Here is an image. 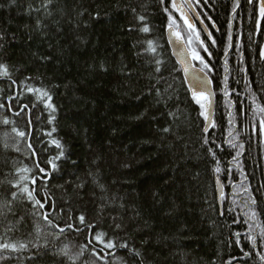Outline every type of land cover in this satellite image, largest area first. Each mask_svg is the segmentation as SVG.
Returning a JSON list of instances; mask_svg holds the SVG:
<instances>
[{"label":"trees","instance_id":"obj_1","mask_svg":"<svg viewBox=\"0 0 264 264\" xmlns=\"http://www.w3.org/2000/svg\"><path fill=\"white\" fill-rule=\"evenodd\" d=\"M45 2L0 0V65L9 73L0 74V104L5 105L0 121H15L0 123V200L11 199L15 191L9 183L18 178L15 169L33 167L26 142L11 131L15 126L31 133L37 159L51 172L46 180L35 169L30 175L37 176L38 198L47 194L54 202L56 221L77 224L75 218L83 214L87 223L96 224L92 231L102 230L140 253L115 249L121 261L108 256L107 264H264L257 255L264 254V241L257 236L253 250L246 239L241 203L247 198L242 188H250L264 224V133L259 131L264 118L259 112L264 108V18L259 0H200L196 9L209 33L200 28L193 32L179 13H172L187 45L191 38L190 47L208 65L204 71L216 95L215 127L208 132L203 110L171 54L164 11L169 0H52L47 9ZM137 14L147 17L149 33L138 31ZM147 39L158 45L155 54L144 51ZM157 59L163 61L160 72L155 71ZM194 65L203 67L199 61ZM29 87L52 96L56 111L51 124L50 110ZM25 104L31 126L28 110L13 115ZM52 139L60 141L64 152L55 160V171L45 163L61 151ZM15 141L20 152L12 147ZM216 178L225 188L222 206ZM12 205L16 216L0 222V243L27 246L0 249V264H72L64 246L75 256L91 238L80 225V232L66 230L55 240L57 229L41 221L37 231L29 221L30 203L17 199ZM21 216L24 223L6 231L5 225L16 224ZM235 233L241 234L239 243ZM90 249L75 264H92Z\"/></svg>","mask_w":264,"mask_h":264},{"label":"snow or ice","instance_id":"obj_2","mask_svg":"<svg viewBox=\"0 0 264 264\" xmlns=\"http://www.w3.org/2000/svg\"><path fill=\"white\" fill-rule=\"evenodd\" d=\"M250 3H252V0H249ZM52 3V0H46V2L42 5L43 8L47 9L48 6ZM161 4L165 3V0H160ZM200 0H196V4H199ZM205 3H207V0H205ZM170 8L165 7L164 11L168 13V30L172 35L176 37L177 40L183 41L184 37L182 33L178 30L179 25L177 23L176 18L173 16V12L179 13V18L183 21V23L191 29L193 32H195V26L189 22V13L193 11V0H169ZM171 9V10H170ZM35 11H39V9H35ZM235 11V9H234ZM133 13H136L135 8L132 9ZM259 13L260 17L264 18V0H260L259 5ZM137 20L141 23V27H139L138 31L142 33H149L151 31L149 25L147 24V17L144 15H136ZM132 29L129 28V31ZM197 40H199V34L196 35ZM0 39H3V36L0 35ZM147 47L144 49L145 52L155 54L157 52L158 45L155 41L151 39H147L145 41ZM203 42L201 41V44ZM213 43H215L213 41ZM191 45V38L188 40V46L182 47L176 55L179 58V62L184 65L183 71L186 74V76H190V79L188 80L189 84V91L191 93L192 99L196 102V104L199 105V107L203 110L201 112V115L204 116L205 120L207 121V124L205 125L204 131L207 132L210 127H215V123L210 119V109H211V92L207 90L206 84L210 83V81H206L201 78L199 73L204 72L205 68H208L207 63L204 61L203 57L200 56L199 52L195 49L190 47ZM207 51V49H204ZM190 56V60L188 57ZM199 61L200 64L203 65L202 68L199 70H194L193 66L191 64V61ZM157 67L155 69L156 72H160V65L163 63V61L157 59L155 61ZM0 74H3L5 76L9 75L8 69L5 65H0ZM30 79V78H29ZM15 83V81H13ZM155 87V85H153ZM29 92H36L39 93L38 99L42 100L44 102V106L46 109L50 110V116L48 123H52L55 120V116L52 115L56 111V107L54 104L51 103L52 96L50 95L49 91L42 88H31L29 87L27 89ZM157 96L161 95L160 89H156ZM225 95H228L227 92H225ZM10 99L14 100L15 97H10ZM4 104H0V108H4ZM12 105H8L9 111L12 110ZM25 110H28V120L27 123L29 126L32 124L31 119V110L28 109V105H22L19 107L18 111H15L13 115L20 116L21 113L25 112ZM260 113H264V108H259ZM170 116H175V113H169ZM0 123L4 125L15 124V121L9 120L7 117H4ZM11 131L15 133L16 137H19L21 140H24L26 142L27 149L29 150V157L33 159V167L29 168L27 165H23L21 167H18L15 169V172L17 174V180L15 183H11V187L15 189V191H12L10 193L11 199L5 198L4 200H0V222L7 221L9 215L15 217L16 212L13 208L12 202L16 201L17 199L26 200L28 203L32 205V211L28 213L29 221H34L37 226V231L40 230V222H43L44 227H47L49 229H57L58 231L53 232V238L55 240L60 239V235L64 234L66 230L73 231V232H80L81 228L80 225H83L86 229L89 230V236L91 237L88 239L86 244H83L80 246V251L75 256L69 255V248L67 245L64 246L62 249V252L65 256L68 257L70 261H72V264H75V260L78 259L80 256L84 255V252L86 250H89V246L91 245V256L94 257V260L92 264H97V261H105V264H107V257L113 256L116 257L115 249H127L130 253L133 255L139 256L140 253L138 250L134 248H130L129 244L126 241L123 242H117L116 240L110 238L108 236V233L104 231H92L96 228V224L87 223L86 218L83 214L76 217L75 219L78 221L77 224L69 223L67 221L64 222V225L61 226L56 219L52 216V212L55 210L54 202H51V197L45 194L43 197L38 198L37 196V189L34 187L37 183V176L30 175V173L33 172V169H35L38 173L42 174L39 179L46 180L47 178H50L51 172H49L45 167L41 166V163L39 159H37V149L33 147V144L31 141V133L25 132L23 130L17 129L15 126L12 127ZM56 129L53 128L51 131L47 133L49 137L52 136V133L55 132ZM163 131L168 132L169 129L165 128ZM259 131L261 133H264V118H262L259 121ZM7 136V133L5 134ZM229 135L231 136L232 133L230 132ZM203 143L205 145H208L210 141L205 137L203 140ZM51 144H53L56 148L61 149V151L58 153V155L53 159H48L45 161L47 165L51 166V170L55 171L57 170V164L55 163V160H59L61 157H63L64 152L62 150V145L60 141L56 139L51 140ZM228 144L236 148L237 145L232 141L229 140ZM9 145L7 143L4 144V148L7 149ZM12 147L15 149L16 152H20L19 148V141H15V143L12 145ZM240 148H243V145H239ZM209 153H211L213 159L216 158L215 150L212 147H209L207 149ZM241 153L238 151L236 153V156L233 157L235 160L237 157H239ZM215 171L219 173L221 171L219 167V161H217V167L215 168ZM30 184L32 187H30ZM83 185H80L82 187ZM102 187V186H101ZM242 191L246 194L247 198L242 200V210L243 215L247 217V219L244 221L248 225L249 232L246 235V239L251 242L253 250L256 248L257 245V236H259L261 241H264V224H261L259 222V212L256 210L254 206L257 205V201L254 196L251 195V189L248 187L242 188ZM246 209V210H245ZM63 211L62 209L60 210ZM231 211V209H230ZM116 218L113 217V220ZM238 222V221H237ZM24 223V217L21 216L17 219L16 224L8 223L5 225L6 231H13L15 227L18 224ZM115 229H120V224L114 225ZM256 229H259V232H256ZM237 236V243H239V237L240 233H235ZM96 245H102L99 250L97 249ZM27 245L21 243L19 245L15 243H0V249L2 250H12L16 251L22 248H25ZM46 246V245H45ZM108 250V251H106ZM251 252H245L244 256H250ZM259 255V259L264 262V254L257 253ZM117 261H121L122 258L116 257ZM235 259V258H233ZM87 264V262H85ZM227 264H232V261H227Z\"/></svg>","mask_w":264,"mask_h":264},{"label":"water","instance_id":"obj_3","mask_svg":"<svg viewBox=\"0 0 264 264\" xmlns=\"http://www.w3.org/2000/svg\"><path fill=\"white\" fill-rule=\"evenodd\" d=\"M259 5H260V0H259ZM192 13L198 19V21H200L199 18H198L197 13L194 11V8H193ZM202 28L205 30L206 33H209L207 31V27L204 24H202ZM167 39H168V43H169V47H170V50H171L172 57L175 59V61L177 62V64L180 66V68H181V70H182V72H183L186 80L188 81L190 79V76H186V74L183 71L184 65H182L179 62V58L176 55V53L182 47H187L188 45L185 42V39H183V41L177 40L176 37L170 33L169 30H167ZM262 57H264V46H263V49H262ZM188 59L189 60L191 59L190 56L188 57ZM194 61L195 60L191 61V64L193 66V69L194 70H199L200 68H198V67H196L194 65ZM199 75L201 76L202 79H204L206 81H210V83L206 84V88H207L208 91L211 92V97H210V99H211L210 119L213 121L214 112H215V106H216V95H215V92L213 90L212 81H211V78L208 75V73H206L205 71L199 73ZM206 124H207V121H206ZM209 129H208V131H209ZM216 189H217V195H218L219 205L222 206V198L224 196L225 188H224V186H223V184H222V182H221V180L219 178H216Z\"/></svg>","mask_w":264,"mask_h":264},{"label":"flooded vegetation","instance_id":"obj_4","mask_svg":"<svg viewBox=\"0 0 264 264\" xmlns=\"http://www.w3.org/2000/svg\"><path fill=\"white\" fill-rule=\"evenodd\" d=\"M198 4H196V1H195V4L193 5V8H194V11L197 13V15H198V18H199V20L200 21H198V19L193 15V13L192 12H190V14H189V22L190 23H192L194 26H195V31L198 29V28H200V29H203L202 28V24H204V22H202V20H201V18H200V15H199V13H198V11H197V9H196V6H197ZM205 25V24H204ZM206 26V25H205ZM188 28V27H187ZM189 29V28H188ZM191 30V29H190ZM204 30V29H203ZM205 31V30H204ZM207 31H208V29H207ZM206 33V32H205Z\"/></svg>","mask_w":264,"mask_h":264}]
</instances>
